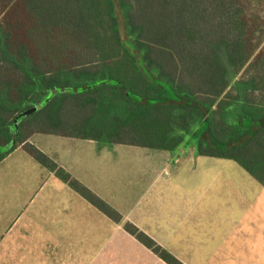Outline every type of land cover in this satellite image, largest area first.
<instances>
[{"label":"trees","instance_id":"16d2710c","mask_svg":"<svg viewBox=\"0 0 264 264\" xmlns=\"http://www.w3.org/2000/svg\"><path fill=\"white\" fill-rule=\"evenodd\" d=\"M244 2L0 0L1 21L16 7L28 21L18 47L0 24V163L24 149L118 225L123 216L34 135L170 153L194 145L264 187V19ZM123 229L166 264H184L133 223Z\"/></svg>","mask_w":264,"mask_h":264},{"label":"rangeland","instance_id":"374dc122","mask_svg":"<svg viewBox=\"0 0 264 264\" xmlns=\"http://www.w3.org/2000/svg\"><path fill=\"white\" fill-rule=\"evenodd\" d=\"M244 4L251 17L264 19V4L257 7L255 0H245ZM0 24L10 34L11 45L24 44L28 21L21 7H16L8 18L0 19ZM260 39L262 44L258 51L264 48V28ZM243 75L242 72L239 77ZM32 144L59 162H75V170H80V177L90 185L96 183L98 177L103 184L104 197L119 212L134 209V213L141 216L146 210L148 218L163 217L159 232L162 239L168 241V251L182 253L187 262L264 264V188L236 162L199 157L194 145L174 154L169 163L172 154L166 152L120 145L100 149L92 142L50 135H36ZM99 153L101 155H97ZM26 156V152L20 151L1 166L5 201L10 200L11 205L10 201L6 203V212L0 214V233H6L13 226L16 210L12 204L21 194L17 184L19 176L4 170L29 168ZM99 169L104 174L100 177ZM155 174L160 178L149 188ZM146 192L148 194L143 197ZM91 225L86 231V239L91 235V240H86L85 245L83 238L71 239L69 253L39 254L38 264H96L94 259L108 240L102 233L94 238L93 233L99 232V225L97 222ZM144 225L150 231L156 227L147 221ZM11 231L12 237L16 231ZM118 232H122V227ZM117 242L118 260L124 262L125 247L126 252L130 248L136 251V245L124 236H119ZM21 257L25 262L29 256Z\"/></svg>","mask_w":264,"mask_h":264},{"label":"crops","instance_id":"0c3cea01","mask_svg":"<svg viewBox=\"0 0 264 264\" xmlns=\"http://www.w3.org/2000/svg\"><path fill=\"white\" fill-rule=\"evenodd\" d=\"M35 136L36 135L32 137L30 141L31 143ZM88 142L94 143L100 149L112 147L111 145H103L94 141ZM20 151L26 152L22 148L18 149L2 163H0V169L2 165L20 153ZM166 153L172 154L171 160L169 161V163H171L173 161V155L176 153ZM26 155H28L26 156V159H28L26 162L29 164V168L14 167L10 170H4L9 171L8 174L19 176L18 178L20 182L17 184H19L21 194L14 198V202L12 204V206H14L13 209L15 208L16 210L13 226L10 227L6 233L5 231L0 233V264H38L37 256L39 254L53 256L57 253H69L71 239L83 238L84 245L86 244V240L87 242L91 240V235L86 239V231L88 227L92 226L91 224L95 225L96 222L99 225V232H96L95 230L93 233L94 238L97 234H99L98 236H101L100 233H102L103 237L108 240V243L105 246L108 248V251L106 249L104 250L105 247H102L98 251L97 257L94 259V262H97L96 264H166L150 250L146 249L133 237L127 234L123 229L124 223H133L140 230L154 239L160 246L168 250V241L165 242L161 237V232H159L163 227V217L154 216L150 217L152 220H149L148 211L146 210L141 216L137 215L136 212L134 213V209L125 213L119 212L115 205L104 197V193L102 192L103 184L101 183V180L98 181V177L96 183H92V185H90L85 182L82 177H80L82 172L80 170H75V162L62 163L49 156L56 161L60 167L69 172L74 178L96 193L104 201L107 200L106 202L109 205L112 204L111 206L123 216V224H115L108 217L95 209L85 199L71 190L68 185L60 181L53 173L37 163L27 152ZM97 155L101 154L99 153ZM77 165L79 164L77 163ZM99 171V177L104 175L102 169H99ZM2 174L3 173L0 174V214H4V212H6V203L10 201H5V186H3L5 181L4 177L1 176ZM159 178L160 176L155 174L151 179L149 188L154 187ZM106 180L108 181L109 179L107 178ZM110 183H112L111 177ZM146 194H148V192L144 193L143 197ZM143 197L141 195L140 199ZM10 205L11 201L9 206ZM97 212L100 214H96ZM100 215L107 218L109 222L107 220H103ZM146 221L147 223L150 222L151 224H156L154 230L150 231V228L147 225H144ZM102 225L104 228H102ZM119 227H122L121 233L118 232ZM12 229H15L16 233L11 237L10 234ZM103 229L105 230L104 232H102ZM119 236L127 237L130 243L136 245V251H133V249L130 248L129 252H126L127 248L125 247L124 262H119L118 260L119 249L117 239ZM106 251L108 254L104 256L103 254ZM169 252L178 258L182 263L191 264L186 261L187 259L183 257L182 253H179L176 250ZM22 255H28V260L26 259L24 262L21 257Z\"/></svg>","mask_w":264,"mask_h":264},{"label":"water","instance_id":"95a60500","mask_svg":"<svg viewBox=\"0 0 264 264\" xmlns=\"http://www.w3.org/2000/svg\"><path fill=\"white\" fill-rule=\"evenodd\" d=\"M35 111H36V109H34V110H31V111H28V112H26V113L22 114L20 117H23V116L30 115V114L34 113Z\"/></svg>","mask_w":264,"mask_h":264}]
</instances>
